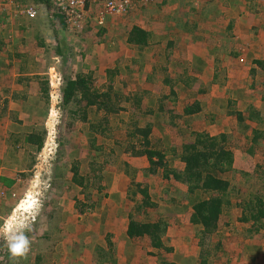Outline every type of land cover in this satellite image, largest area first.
<instances>
[{
	"label": "rangeland",
	"instance_id": "1",
	"mask_svg": "<svg viewBox=\"0 0 264 264\" xmlns=\"http://www.w3.org/2000/svg\"><path fill=\"white\" fill-rule=\"evenodd\" d=\"M23 2L38 8V38L39 42L42 38L46 41V47L37 58L27 55L29 47L21 46L20 38H12L10 30L14 28H7L6 25H12L13 19L17 21L21 17L17 13L19 9L16 5L5 7L0 2V13L10 18H5L6 23L0 22V43L6 44L0 50V82L12 77L23 66L27 68L26 73L40 76L41 82H48L50 98L47 100L43 94L36 95L35 90L25 91L15 81L0 86V99L17 90L21 97H25L24 92L28 95L16 101L13 99L9 104L0 101V177L3 178L0 190V240L3 242L0 264H17L11 257L4 259L3 255L8 253L5 238L21 229H25L30 239V250L19 264H34L33 257L36 255H41L43 259L40 264H160L164 261L203 264L205 260L207 264H264V235L246 239L245 230L251 228L241 223L242 209L239 206L255 195L264 197V139L261 144L252 140L253 129H264V114L260 123H240L234 115L238 111L246 112L251 103L262 107L264 86L259 85L260 81L263 83L262 75H256L260 79L256 85V77L248 75V64L241 59L238 63L243 68L230 71L229 76L216 78L218 74L208 68L209 65L200 64L197 69V66L190 65L191 60L200 59L198 52L191 55L193 58L189 61L188 52L181 48L179 30L184 17H189V21L197 23L200 29L210 30V22L215 19L212 16L220 18L218 24L224 25L220 14H213L214 8L218 7L215 4L217 1L148 0L123 15L102 11L101 14L99 8L102 10V7L93 5L89 14L91 21L84 32L74 34L66 31L64 58L55 52L60 38L53 37L55 29L46 21L48 14L45 6L37 0ZM254 4V0H237L233 10L227 8L224 11L232 10L239 17L242 16L241 9L254 12ZM98 23L103 24L97 26ZM32 24L25 27L32 28ZM138 25L153 31L154 38L147 47L127 43L130 30L140 27ZM251 28L249 36L254 38L258 33L255 26ZM158 29L163 30L161 35H158ZM169 31L179 36L175 40L176 46L164 39ZM226 34L236 37L230 30ZM191 41L199 42L197 38H191ZM200 43L207 48L204 40ZM230 46L229 40L224 48L220 44L216 48L227 52ZM24 54L27 56L22 58ZM239 55L236 53L233 57L238 60ZM80 73H93V86L103 88L112 81L114 87L124 94L135 93L143 98L138 108L129 104L127 112L110 117L108 127L113 131L97 138L98 145L103 148L101 153H95L96 145L91 139L96 135L88 130L89 125L72 115V110L78 109L76 105L63 104L62 90L66 87V79H75ZM166 76L172 78H169L170 81L196 79L191 85L179 83L176 87L178 112L182 113L186 105L193 104L194 100L199 101L202 107L199 117H187L189 121L186 125L182 124V120L175 121L176 124L181 123L179 128L174 126L171 116L145 114L143 110L139 112L140 107L152 111L166 91L170 94V86H166L164 92L161 83ZM100 116L90 115L93 119ZM133 116L139 120L141 127H152L150 148L159 151L174 146L175 142L180 148L182 144L191 142L193 135L201 133L202 129L211 130L213 135L226 133L230 136L235 163L233 170L223 178L231 184V206L225 211L226 224L212 236L213 255L201 256L203 251L197 246L201 226L193 222L191 209L193 204L207 199L209 194L201 191L189 194L185 186L162 180L160 175H152V184L159 187V194L154 192L153 197L159 201L160 207L156 211L150 210V216L171 222L167 246L174 248V255L168 258L164 250L155 251L149 247L148 240L138 239L133 245L132 242L129 244L128 240L122 239L125 231L116 233L110 230L115 215L124 219L134 214L137 219L146 220L145 214L139 216L136 209L143 196L139 193L135 201L124 196L129 195L126 184L131 180L137 179L143 187L152 180L140 172L144 166L140 158L133 160L131 155H123L122 148L118 147L121 145L126 149L127 145L122 143ZM247 125L250 129L246 128ZM32 133L44 138L42 150L37 151V145L27 143V136ZM118 143L120 145L117 146ZM167 159L171 167L183 168L178 156L170 155ZM133 167L139 173L137 177L130 178ZM74 168L78 169L80 177L93 175V179L97 180L95 183V179H91L94 187L86 189L85 186H78L73 181ZM93 172L98 176H94ZM118 185L121 188L116 193ZM119 193L122 198L116 199ZM175 201L179 203L176 205ZM184 222L189 223L187 227L183 226ZM172 224L176 226L172 227ZM108 236L112 237L108 239Z\"/></svg>",
	"mask_w": 264,
	"mask_h": 264
},
{
	"label": "trees",
	"instance_id": "2",
	"mask_svg": "<svg viewBox=\"0 0 264 264\" xmlns=\"http://www.w3.org/2000/svg\"><path fill=\"white\" fill-rule=\"evenodd\" d=\"M25 0H15L17 8L25 7ZM47 10V14L50 17L49 24L55 29V35L60 38L59 44L55 49V52L58 53L62 58L66 56V51L64 49L63 42L65 40V33L67 31L66 15L62 10L54 4L51 0H37ZM3 3V2H1ZM6 10V9H5ZM5 15V14H4ZM0 18H3V14L0 13ZM37 19V18H36ZM35 20V19H31ZM2 28V27H0ZM24 38V37H23ZM153 35L151 32L141 28V27H132L129 32L127 43L132 46H141L147 47L151 44ZM21 40V38H20ZM6 44L0 43V50ZM41 46V43L40 45ZM19 55V54H18ZM27 55H21L25 57ZM9 59V58H8ZM254 64L264 72V61H255ZM22 72L24 68L20 67ZM258 71L253 70L250 72L252 77L256 76ZM222 73L218 74L216 78H219ZM93 73L83 74L80 73L75 79H66V87L63 88V104L68 106L69 104H74L78 108L77 110H72V115L81 121L84 124L89 125V131L96 135L95 138L91 139L93 145H96L95 153H101L103 148H100V145L97 143L98 136L105 135L108 131H113L112 128L108 127L110 122V117L115 115L118 116L121 113L127 112V105L134 104L135 107L142 105L143 98L140 95L131 93L126 95L122 90L114 87L112 81L105 87H96L93 86ZM170 77L163 78L161 81L163 90L165 92L166 86H170V94L166 93L162 95L158 101V106L155 107L152 111L147 110L143 107H140L139 112L143 110V113L150 115L158 114L160 116H171L172 120L175 123V127H180V124H176L175 121H183L186 123L189 121L188 116H195L200 114L201 105L200 102L194 100V103L186 105L182 113L176 110L177 103V85L179 83H184L185 86L193 82H196V79H178V80H169ZM40 76L29 77H18L17 83L23 84V81L32 82L34 81L37 86H29L30 90H35L36 95H42L49 100V84L48 82H41ZM172 79V78H170ZM175 81V82H174ZM10 78H4V81L1 83V86L11 84ZM174 83V84H173ZM29 84V83H28ZM201 93L204 90H200ZM21 96L17 93L13 95L14 101L18 100ZM262 107L259 108V104L251 103L247 107L246 112H235L234 115L240 123L251 122L258 123L261 122V117L264 114V95L261 96ZM9 104L8 100L4 102ZM136 108V110H137ZM91 118L90 115H100ZM148 116V115H147ZM263 122V121H262ZM247 129H250V126H246ZM253 142L256 144H261L264 139V129L255 128L253 129ZM38 133H32L27 136V143L37 145V151L42 150L44 145V138ZM43 134V133H41ZM152 134V127L146 125L141 127L139 120H135L134 116L127 125V131L125 134V142L123 146H126V149L120 145L118 147L122 148L123 155H131V158H146L147 164L141 169V172L144 171L145 174L151 175H160L162 180L168 182H178L181 185L187 188L189 194H195L196 192H203L209 194V197L205 200L197 201L191 209L193 210V222L196 225L201 226L198 235L197 246L200 247L203 251L201 256L209 257L213 255L212 249V236L215 235L220 227L226 224V214L225 211L231 206V184L225 178L224 175L233 170L234 153L231 149V143H229V135L226 133H221L213 135L209 131L195 133L193 135V140L188 143H184L178 148V144L175 142V145H171L163 150H155L152 147V142L150 136ZM114 151V150H113ZM169 155V156H168ZM170 155L178 156V158L183 163V168H173L171 163L169 164ZM171 160V159H170ZM133 175L130 178H135L139 170H133ZM94 174V172H93ZM126 174V173H125ZM94 176H98L94 174ZM91 176H79L78 169H73V181L80 187L87 189L88 186H93ZM95 179V178H94ZM93 179V180H94ZM97 180L95 179V183ZM97 185V184H95ZM98 184L97 186H99ZM94 187V186H93ZM132 192V201H135L134 197L140 193L143 196L142 203L138 204L137 212L139 216L145 214L146 220L137 217L134 214L128 215V229L127 236L131 240H148L149 247L155 251L164 250L167 253L168 258H171L174 255V248L167 246V238L170 232V223L165 218L162 217H152L150 216V210H158V205H154L150 199V192L146 185L139 184L136 179L131 180L129 187ZM99 191H102L99 190ZM130 198V200H131ZM179 203L177 201L174 204ZM177 205V204H176ZM242 209L241 213V223L248 225L251 229L245 230V237L260 235L263 236L264 230V197L260 195H255L253 198H248L244 203L239 205ZM135 208V206H134ZM83 210V209H82ZM112 237V236H111ZM108 236V239L111 238ZM111 246L112 242L109 243ZM219 245L218 247H221ZM7 252V251H6ZM4 259L10 257L9 252L3 255ZM204 261V260H202ZM201 261V263H202ZM205 260L203 264H207ZM160 264H174L167 261L161 262Z\"/></svg>",
	"mask_w": 264,
	"mask_h": 264
},
{
	"label": "crops",
	"instance_id": "3",
	"mask_svg": "<svg viewBox=\"0 0 264 264\" xmlns=\"http://www.w3.org/2000/svg\"><path fill=\"white\" fill-rule=\"evenodd\" d=\"M216 1L217 2L215 4H217L218 7L214 8L215 10H213V14L214 13H216L217 15L220 14V17L223 18L222 19V22L224 23L223 26L218 24V21L220 18H218L216 16H212V17H215V19H214V22H210V26H209L210 30L209 29H200V27L197 23H195L193 21H191V22L189 21L190 20L189 17H184L180 21L182 24L181 25L182 29L179 30L180 31L179 36H181L182 41H184V42L181 41L182 50H186L188 52L187 55L190 57L189 61H190V59L193 58V57H191V55H195L197 52L200 56L199 57L200 59L191 60L192 62L190 65L197 66L195 69H197L198 66H200V64L201 65H209L207 67L212 69L216 74L222 73V75H228L229 76L230 71L243 68L242 64H241V67H239L238 62L241 59H244V62L248 64L247 65V69H249L248 75H250V72L253 70L258 71L256 73V75H262V80H263V83L260 81L259 85L264 86V76H263L264 72H262L254 64L255 61H264V0H254L255 4L253 5V8H255V11L253 10L254 12H252L251 10L245 11V10L241 9L240 12L242 13V16H239V17L235 16L234 12L232 11L233 10L232 8L235 6V3L237 0H223V1L216 0ZM249 1L250 0H239V2H249ZM40 5H41V3H40ZM242 6H244V5L242 4ZM5 7H8V6H5ZM227 8H230L232 10L230 12L224 11L225 9L227 10ZM247 8L250 9L249 5L247 6ZM176 10H178V9H176ZM17 13L20 14L19 11H17ZM211 14H212V11H211ZM176 15H177V11H176ZM199 15H198V17H200ZM47 17L48 18L46 21L50 22V17L48 15H47ZM159 17L161 18V20L163 19V16L160 15ZM5 18L10 19L9 17L3 15V18H0V22L6 23ZM208 20L209 21L211 20L210 15H209ZM175 21H177V20L175 19ZM29 24H32V28L28 29L25 26L29 25ZM157 24H156V26H157ZM6 25H7V28L8 27L14 28L13 30L12 29L10 30V33H12V38L14 36H16L17 40L19 38H21L20 45L29 47L26 50L27 55H29V54L34 55L33 57L36 56L35 58H37L38 54L41 53V51H44V48L46 47V41H44V39L42 38V39H40L41 41L39 42L38 18L35 20H31V19H27L25 17H23V18L19 17V19L17 21L13 19L12 25L8 26L7 23H6ZM138 26H140V25H138ZM254 26H255V31H257L258 34L257 35L255 34L254 38L253 37L251 38L249 36V33L252 32L251 27H254ZM140 27L147 30V28L145 26H140ZM159 28H160V25H159ZM174 28H175V25H174ZM189 28H191V30H189ZM234 28H236V29L233 30ZM229 30L232 31L233 34L236 35V37L235 36L234 37L228 36V34H226V33H228ZM157 31L159 32L158 35H161L163 33V30L160 31V29H158ZM201 31H203V32L201 33ZM0 32L2 33L1 29H0ZM150 32L152 33L153 31H150ZM53 34H54L53 35L54 39H56L57 36L55 35L54 31H53ZM176 34H177L176 32L170 33V31H169L168 33L165 34L164 39L170 40V42H171L170 44H173L174 46H176L175 40L179 38V36H176ZM192 34H193V36H191ZM225 34H226V36L224 37ZM152 35L154 38L153 33H152ZM218 37L220 38L219 40L217 39ZM191 38H197L199 42L191 41ZM243 39H245V40H243ZM201 40H204V42H206V43H204V45H207V48H204V47H202V45H200ZM229 40H230L231 45H232V46H230V50H228L229 52L228 51L224 52L223 50H219L216 48V46L219 44L221 45L222 48H224L225 44H227ZM40 43H41V46H39ZM14 45L17 46L16 44H14ZM28 50H29V52H28ZM236 53H237V55L240 54L239 55L240 57L238 58V60L236 59V57H233L236 55ZM24 55H26V54H24ZM243 55H247V57L242 58ZM23 68H24V72H22L21 70H18V72L16 74H14L12 77H9L12 81L11 83H14V81L17 82V78L20 76L24 77V78H29V77L34 78V76L31 75L32 73H26L25 72L27 69L26 67H23ZM256 79L257 80L255 81V84L258 85V81L260 79H258V77H256ZM3 81L0 82V86H1V83ZM17 85L19 87H21V89H25V91H28V89H30L29 86L33 87L35 85L37 86L38 84H36L34 81H32V82L23 81V84L17 83ZM31 91H33V90H31ZM17 92H18V90L15 91V93H17ZM15 93L13 91H11V93L6 94L3 97V99H0V101L3 103L6 100H8V102H12L14 99L13 95ZM247 94H249V92ZM262 95H264V93H262ZM23 96L27 97L28 95L26 94V92H24ZM25 97H21L20 99L25 98ZM199 116L200 115L198 114L197 117H199ZM194 120L197 123V119H194ZM204 121L205 120H203V122ZM205 131H207V129H202L201 132H205ZM208 131L211 132V130H208ZM211 133H213V132H211ZM133 160H135V158ZM140 160L142 162H144V166L147 164V159L145 157L140 158ZM135 169L136 168L133 167V170H135ZM143 173H144V171H143ZM146 177L152 178V175L147 174ZM2 180H3V178L0 177V190H1V184L3 182ZM136 181H137V179H136ZM152 181H154L153 178H152V180L147 181L149 185H146V187L149 189L151 202L154 203V205H158V208H159L160 207L159 201L158 200L156 201V199L153 197L154 192L159 194L158 193L159 187H158V185H153ZM129 184H131V181L126 184V186H127L126 192H127V194L129 192V195H124V196H126V198L128 200L131 197H133L132 194L130 195L131 191L129 190V187H130ZM104 185L106 186L107 184L104 183ZM119 188H121L120 185H118L117 189L115 190L116 193H118L120 191ZM115 197H116V199H117V197L119 199H121L122 194L119 193ZM135 198H136V196L134 197V199ZM113 217H114L113 224H112V228L110 230H112V231L114 230L115 232L117 231L116 233L125 231V235L122 237V239L128 240L129 244L132 242V245H133L135 243V240H131L127 236L128 227L126 229L124 227V226H128V220H127L126 216L124 217V219L118 218V216H116V215ZM122 224H123V227H122ZM182 224H183V226L187 227L189 223L184 222ZM170 225H171V223H170ZM175 226H176L175 224H172V227H175ZM2 245H3V242H2ZM1 254H2V252H1ZM0 257H1V255H0ZM33 258H34L33 259L34 264H40L41 261L43 260L41 255H36ZM12 261L10 260V262H12Z\"/></svg>",
	"mask_w": 264,
	"mask_h": 264
},
{
	"label": "built area",
	"instance_id": "4",
	"mask_svg": "<svg viewBox=\"0 0 264 264\" xmlns=\"http://www.w3.org/2000/svg\"><path fill=\"white\" fill-rule=\"evenodd\" d=\"M56 4L66 15L67 30L70 33L80 34L84 32L91 21L89 14L92 6L102 7L101 13H111L123 15L133 11L137 6H142L148 0H51ZM5 6L16 5L15 0H0ZM20 13L29 19L38 18L39 10L31 4H26L25 7L19 8ZM102 14V13H101ZM97 26H102L103 23H98ZM2 241L0 240V247ZM2 250L0 249V254Z\"/></svg>",
	"mask_w": 264,
	"mask_h": 264
},
{
	"label": "clouds",
	"instance_id": "5",
	"mask_svg": "<svg viewBox=\"0 0 264 264\" xmlns=\"http://www.w3.org/2000/svg\"><path fill=\"white\" fill-rule=\"evenodd\" d=\"M19 15H21V17H25L21 13ZM25 18L29 19L28 17ZM5 242L10 257L16 261L17 264H19V261L23 259L30 250V239L26 235L25 229L18 230L15 233L8 235L5 238Z\"/></svg>",
	"mask_w": 264,
	"mask_h": 264
}]
</instances>
